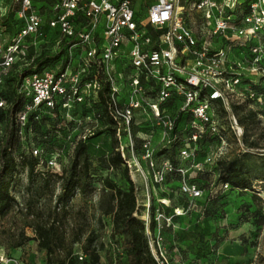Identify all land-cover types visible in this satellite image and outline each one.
Returning a JSON list of instances; mask_svg holds the SVG:
<instances>
[{
	"label": "rangeland",
	"instance_id": "374dc122",
	"mask_svg": "<svg viewBox=\"0 0 264 264\" xmlns=\"http://www.w3.org/2000/svg\"><path fill=\"white\" fill-rule=\"evenodd\" d=\"M6 8L8 16L17 18L14 14L18 10L14 6L10 13L11 3L9 0H0ZM148 0H134L133 9L135 17L140 26L144 25L145 11ZM188 20L186 26L198 34L201 28L198 16L195 11H186ZM185 15V14H184ZM81 22V21H79ZM1 25V24H0ZM78 27V25H77ZM147 32L150 28L146 27ZM152 31V30H151ZM152 37L153 34L151 33ZM12 37V30L2 31L0 26V44L7 43ZM57 36L53 29L44 31L41 35L29 36L24 39L25 49L16 57V62L10 70V74L19 72L25 65L24 59L30 46L34 52L39 47L55 48ZM219 45V44H217ZM71 60L68 71L77 73L79 85L92 78L94 65L85 58L84 49L81 45H75L71 50ZM230 54L240 59L243 57L238 48L231 49ZM232 59V56H229ZM58 63L52 64L45 71L49 74L55 72ZM84 66L86 71H82ZM117 78V87L120 91L122 103L128 97L126 84L118 74L123 76L127 70L117 60L109 62ZM241 73L242 82L248 84L250 78L244 70ZM255 80L253 89L259 92L258 85L261 83ZM236 88L241 91L244 84ZM152 100V97L150 98ZM264 100V98H263ZM230 108L238 119L246 117L249 112L262 114V117H254L245 123L243 130L244 144L242 138L236 136L229 129L226 111L218 102L212 103L211 114L223 128L221 135L225 140V146L210 144L201 146L200 150L194 153L188 152L186 146L188 115L184 112L181 115L176 127V138L171 136L168 142H160L155 133L156 121L148 112H135V123L142 140L148 141L154 148L151 158L155 168L161 163L169 160L175 163V167L182 170V173L166 174L163 181L155 182L152 177L149 162L143 158L140 152H134L141 173L129 170V175L137 190V202L139 206V218L144 223L148 247L155 256L154 242L160 238V248L163 259L157 254L156 257L162 264H264V108L253 100L233 99L228 96ZM97 98L89 93L81 102L71 101L67 106H58L53 109H40L34 112L35 117L32 125H28L27 132L22 139H16L17 150L12 156L19 162V156L35 158L31 150L41 149L48 157L55 158L68 166L71 149L74 142L82 135L88 136L95 130L103 129V124L96 116ZM175 108L181 106V101L174 102ZM174 109H165L164 114L176 112ZM4 115L1 116L0 129L3 127ZM180 140L183 144L178 146ZM123 142L121 137L117 139ZM89 156L92 166L96 172L115 183L120 188H126L122 179L121 169L108 170L100 168L98 158H104L110 151L109 135L104 132L100 137L87 141ZM253 145L254 147L247 148ZM182 151H186L183 153ZM164 152V153H163ZM245 152V153H244ZM236 156L244 154L243 162L249 166L255 179L252 181L251 190L239 192L230 188L227 184L219 182L217 177V160L225 155ZM127 157V154H126ZM19 164V163H18ZM25 162L18 165L9 185L10 194L15 198V204L8 213L0 218V253L7 255L24 264H45V252L38 250L35 241H27L22 245H15L24 237H33V225L37 221L51 220L49 214L54 211V204L57 195L61 192V181L53 173H44L43 176L33 173L29 175ZM44 172L45 167L41 166ZM46 181V182H45ZM185 181L194 185L201 191V197L189 202L180 194V184ZM98 190L91 189L85 195L75 192L64 207V213L57 211L59 224L65 230V244H69L77 233L80 242L73 244V252L81 250V243L89 230L97 227L98 211L96 201ZM256 195L258 199H251ZM55 212V211H54ZM155 222L154 228L150 229V220ZM102 229L97 242L103 245L99 251L100 264H114L118 254L114 241L109 237L110 218L100 217ZM81 231V233H80ZM63 257V252L54 256Z\"/></svg>",
	"mask_w": 264,
	"mask_h": 264
},
{
	"label": "built area",
	"instance_id": "2783aa9c",
	"mask_svg": "<svg viewBox=\"0 0 264 264\" xmlns=\"http://www.w3.org/2000/svg\"><path fill=\"white\" fill-rule=\"evenodd\" d=\"M12 1L18 5L15 15L22 27L10 43L0 44V90L7 71L25 49L24 39L37 36L44 23L65 37L75 36L78 40L75 45L83 46L85 58L97 71L82 85H79L78 74L68 71V67L58 76L44 71L24 78L19 87L23 102L13 119L17 139L24 137L31 112L51 110L57 104L67 106L71 101L81 102L90 92L96 95L100 87L98 72L103 73L110 85L108 110L116 122L115 137L124 139L119 141L118 151L127 168L134 172L141 173L133 157L136 149L131 134V127L137 125L134 117L137 111L148 112L156 121L155 133L160 142H168L174 118L164 114V110L173 109L179 99V110L191 116L186 146H197L196 141L203 136L215 138L217 146H225L223 128L211 114L213 102L220 103L226 111L229 129L240 139L243 129L230 108L228 96L253 100L264 108V0H148L143 26L135 17L134 0H52V18L47 21L46 15L34 8L33 0ZM186 11L199 14L198 34L186 26ZM5 13L6 8L0 1V16ZM76 19L82 24L78 32ZM146 27L158 35L151 37ZM75 45L69 48L70 60ZM235 48L241 50L242 58L230 54ZM112 60L119 61L127 70L123 76L118 74L128 93L124 103L119 98L117 78L108 68ZM86 70L84 66L82 71ZM238 70L248 73V84L242 82ZM254 79L261 82L259 92L253 89ZM242 83V90L237 91ZM168 101H172V105L163 106ZM4 107L5 101L0 99V109ZM139 146L155 182L163 181L166 174L180 172L183 175L182 170L168 161L156 169L151 161L154 145L142 140ZM194 150L195 147L188 148L189 153ZM31 153L38 159L35 172L60 173L58 160L48 157L41 149H32ZM41 166L45 167L44 172L38 169ZM180 192L189 202L201 197V191L185 181L180 184ZM160 241V238L155 240V256L152 255L158 264L162 262L156 255L163 259ZM82 258V254L77 253V259ZM0 264L24 263L0 253Z\"/></svg>",
	"mask_w": 264,
	"mask_h": 264
},
{
	"label": "trees",
	"instance_id": "16d2710c",
	"mask_svg": "<svg viewBox=\"0 0 264 264\" xmlns=\"http://www.w3.org/2000/svg\"><path fill=\"white\" fill-rule=\"evenodd\" d=\"M9 2L11 3V9L8 10V13L11 12L14 6L18 7V5L13 3L12 0H9ZM51 5L52 0H33L34 8L39 14L46 15V21L52 18V13L50 12ZM15 13L16 12H14V14ZM74 23L76 25V31L78 32V30L82 28V24L78 19L74 20ZM0 24L3 32L8 29L12 30V37L5 44L10 43L22 27V22L17 18H12L11 20V17L8 16L7 12L0 16ZM49 29H53V32L57 36L55 48L51 49L41 46L36 53L33 51L32 46H30L29 51H27L24 58L26 62L23 68L17 73H9L16 62L15 59V62L9 68L3 79V84L0 90V99L5 101V107L0 109V121L1 116L4 115L3 127L0 129V218L5 216L15 204V198L10 194L9 185L18 165H22L25 162L27 173L29 175L35 173L43 176L44 173H48L44 172L40 174L34 171V168L38 163L37 158H32V156L25 158L20 155L19 162H16L12 153L17 150L15 144L17 138L13 128V119L15 113L19 110L23 102L22 94L19 91L22 80L32 74L44 72L55 63H58V65L53 74L54 76H58L69 67V48L78 43L75 36L65 37L61 35L57 29L49 28L47 23H44L39 28L38 35H41L45 30L48 31ZM151 33L153 34V38L158 35V32H152L150 30L149 34ZM96 72L97 71L94 67V73L92 76ZM97 77L100 87L95 95L97 98V104H95L96 116L103 124V129L105 130H95L90 136H87L84 139L78 138L72 146L68 166L61 164L59 174H49L52 176L57 175L61 181V192L57 195L54 204L55 212L53 211L49 214V217L53 216V218H51L50 221H37L32 227L34 236L22 238L15 247H18L27 241H35L37 249L45 252V264H100L98 253L103 249V245L97 242V238L102 229L100 217H109V237L114 241L118 252L114 264H158L150 252L144 223L139 218L136 186L129 175V169L126 166L121 153L118 151L117 138L115 137L116 122L112 119L108 110L110 85L103 73L98 72ZM171 103L172 101H168L163 106L169 107L172 105ZM57 106L58 104L53 109ZM175 110L176 112L173 113L174 128L169 139H171V136L172 138H176L177 124L179 123L181 115L185 112L180 111L179 107L175 108ZM34 112L35 111L31 112L27 117L24 134L27 132L28 125H32V120L35 117ZM186 113L188 115V121L186 122L185 127L187 133H189L188 124L191 120V116L188 112ZM255 116L256 113L249 112L246 117H239L236 120L238 125L244 130L245 123L252 120ZM132 127H134V125ZM104 132L109 135L110 151L106 157L97 159L98 166L106 171L117 170L122 166V179L126 183V188L118 187L108 176L103 177L99 175L92 166L87 141L100 137ZM133 138L135 140L134 147L136 152H140V143L137 142L140 141V138L134 136ZM244 141L245 140L242 136V143L245 146ZM180 143L181 145L183 144V142L178 140L176 145L179 146ZM210 144H216L215 138L203 136L196 141L197 146H189L188 148L195 147L194 152H196L197 150H200L201 146ZM252 147H254L252 144L247 146V148L251 149ZM244 157V154L236 156H228V154H225L217 160V177L220 183L227 184L230 188L236 189L239 192L251 190L252 181L255 177L249 166L243 162L242 158ZM167 161L170 162L169 160ZM171 164L176 166L175 163L171 162ZM172 174L175 175V173ZM92 188L97 189L99 192L96 201V209L98 211L97 227L95 230L92 229L88 231L84 241L81 243V250L73 252L72 245L80 242L79 233L75 235V238L69 244H65L66 232L59 224L57 211L61 209L64 213L65 205L75 192L80 195H85L86 192ZM180 194L182 195L181 192ZM251 199L256 200L258 198L256 195H252ZM154 226L155 222L152 218L150 220V229L152 230ZM8 251L11 254V250L8 249L7 252ZM59 252H63V257H58L57 255L54 256ZM77 253L82 254L83 258L81 261L77 259ZM10 254L8 253L7 255Z\"/></svg>",
	"mask_w": 264,
	"mask_h": 264
},
{
	"label": "crops",
	"instance_id": "0c3cea01",
	"mask_svg": "<svg viewBox=\"0 0 264 264\" xmlns=\"http://www.w3.org/2000/svg\"><path fill=\"white\" fill-rule=\"evenodd\" d=\"M137 129H138V128L135 127V126L132 127V128H131V134H132L134 137H136V138L143 139V138H141V137L138 136L139 134H142V135H143V133H140V131H138Z\"/></svg>",
	"mask_w": 264,
	"mask_h": 264
}]
</instances>
